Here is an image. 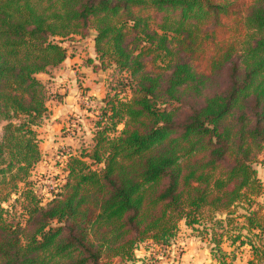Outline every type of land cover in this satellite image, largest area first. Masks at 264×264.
<instances>
[{
  "label": "trees",
  "instance_id": "1",
  "mask_svg": "<svg viewBox=\"0 0 264 264\" xmlns=\"http://www.w3.org/2000/svg\"><path fill=\"white\" fill-rule=\"evenodd\" d=\"M90 32L111 83L92 148L65 154L42 204L37 75ZM1 122L0 206L24 189L21 221L0 207V264H133L180 225L216 264H233L225 244L264 263V0H0Z\"/></svg>",
  "mask_w": 264,
  "mask_h": 264
},
{
  "label": "rangeland",
  "instance_id": "2",
  "mask_svg": "<svg viewBox=\"0 0 264 264\" xmlns=\"http://www.w3.org/2000/svg\"><path fill=\"white\" fill-rule=\"evenodd\" d=\"M93 39L94 33L90 32L85 38L72 37L59 41L67 52L66 64H64L66 69L76 72L72 74L70 83L68 80L66 81L65 77L58 74L62 71H57L60 65L47 70L46 73L37 75V79L47 90L46 107L51 111L57 110L58 107L63 106L61 102L70 93L74 101L72 106L76 109L74 113L65 116L61 130L55 132L58 143L60 140L65 139V141L62 140L61 144L57 146L51 148L49 146L50 142L47 141L48 138L46 139L47 133L45 131L47 129H45V126L49 123L48 115L52 112L47 114L45 118L46 122L43 119L39 125V129L33 128L37 135L41 157L40 161L30 171L26 183L31 188L34 187L36 189V194L41 198L42 204L51 197L50 193L57 186V181L64 176L65 161L67 159L64 152L76 156L82 150H90L92 148L93 126L99 119L100 113L98 109L102 107L101 101L107 93V87L111 83L113 73L111 68H100L99 61L94 52ZM126 96H128V93H126ZM11 123L18 124L19 119H13ZM6 124L7 122L0 123V140L2 139L3 129ZM121 129L122 125L118 126V130ZM57 142L54 144L56 145ZM254 169L264 187V153L260 155L258 162L254 165ZM23 189L24 184H20L19 192L10 196L9 201L0 206L3 210L14 214L16 221H21L22 219L20 204L22 203L21 192ZM262 199H264V196ZM196 234L192 230L180 225L178 235L172 243L174 247L170 255L167 254L168 247H152L147 250L145 248L147 247L146 245H140L138 250L141 248L147 254L140 264H162L161 258L167 259L169 258L168 256H171L170 258L174 259L177 263L179 256L185 250L188 251L200 247L201 244L198 242L200 240L195 237ZM202 245L203 248L209 247L206 242H203ZM227 245L225 244L224 248L226 251L234 254V262L236 264H247L251 260L248 248L239 249L237 246L227 248Z\"/></svg>",
  "mask_w": 264,
  "mask_h": 264
},
{
  "label": "crops",
  "instance_id": "3",
  "mask_svg": "<svg viewBox=\"0 0 264 264\" xmlns=\"http://www.w3.org/2000/svg\"><path fill=\"white\" fill-rule=\"evenodd\" d=\"M66 64V61H64L60 67H58L57 71H60L58 74H60V76L65 77L66 81L68 80L69 83L72 80V74H75V71H70L68 69H66V66L64 65ZM68 88V85H67ZM63 99V98H62ZM61 104L63 106L58 107L57 110H50L48 107V113H49V123L46 124L45 129H47L45 132L47 133L46 135V139L48 138L47 141L50 142V147H54L57 146L58 144H61L60 142L63 140L65 141V139L60 140V142L58 143L56 140V131H60L62 128V124L64 123L63 120L65 118L66 115L72 114L75 112V107L72 106V104H74L73 98L71 97V94L68 93L67 96L64 97L63 102H61ZM44 122H46V119H44ZM37 129H39V127H37ZM53 139V140H52ZM56 145L54 144L55 142ZM54 142V143H52ZM180 228V227H179ZM195 239V238H194ZM197 240V239H195ZM201 245L200 247H197L196 249H190V250H185L184 253L182 255L179 256L178 258V262L176 263L174 261V259L172 260V258H170L171 256H168L169 258H161L162 264H216L215 261L212 260L211 256H210V252H209V247L207 248H203L202 243L198 241ZM175 244H177V242H175ZM208 245V244H207ZM206 246V244H205ZM174 247V244H172L170 247H168V251L167 254L170 255L172 248ZM189 247V246H188ZM233 248V247H232ZM146 251H144L143 249H139L135 252V263L133 264H140L142 263V261L144 260V258L146 257ZM235 261V260H234ZM233 261V264H236ZM239 264V263H237Z\"/></svg>",
  "mask_w": 264,
  "mask_h": 264
},
{
  "label": "built area",
  "instance_id": "4",
  "mask_svg": "<svg viewBox=\"0 0 264 264\" xmlns=\"http://www.w3.org/2000/svg\"><path fill=\"white\" fill-rule=\"evenodd\" d=\"M65 154H66V152H64ZM66 156V155H65ZM50 184H52V183H50ZM49 189H51V188H49Z\"/></svg>",
  "mask_w": 264,
  "mask_h": 264
}]
</instances>
